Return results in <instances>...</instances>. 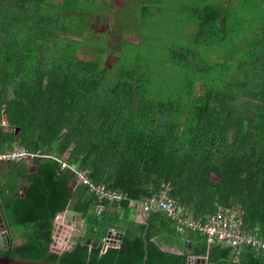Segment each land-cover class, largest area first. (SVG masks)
Segmentation results:
<instances>
[{
	"label": "trees",
	"instance_id": "obj_1",
	"mask_svg": "<svg viewBox=\"0 0 264 264\" xmlns=\"http://www.w3.org/2000/svg\"><path fill=\"white\" fill-rule=\"evenodd\" d=\"M77 9L76 0H0V119L4 114L8 124H0V150L16 141L62 157L70 145L66 161L127 196L119 207L104 202L95 215L93 195L57 160L34 155L31 172L23 171L24 159L0 160L2 218L11 235L26 238L0 246V254L62 264H200L188 263L190 254L205 256L204 264H264V250L244 247L232 260L230 248L206 246L198 234L188 235L189 252L163 250L174 244L167 232L180 235L163 215L149 213L145 223L117 216L168 181L172 197L195 215L238 204L243 227L264 237V34L246 58L224 51L209 60L188 48L169 49L166 63L181 75L166 86L161 79L160 90L135 56L119 65L123 45L112 65L99 59L106 45L90 58L79 54L69 24ZM220 10L205 3L190 15L193 45L230 35ZM105 38L93 39L91 51ZM64 208L83 228L69 250L54 252L51 221ZM108 228L122 232L120 244L98 252Z\"/></svg>",
	"mask_w": 264,
	"mask_h": 264
},
{
	"label": "rangeland",
	"instance_id": "obj_2",
	"mask_svg": "<svg viewBox=\"0 0 264 264\" xmlns=\"http://www.w3.org/2000/svg\"><path fill=\"white\" fill-rule=\"evenodd\" d=\"M205 3L221 5L220 11L227 16L226 30L230 35L224 33L223 39L213 40L211 46L205 43L193 45L194 33L188 30L192 27L190 20L193 16L190 15L197 14ZM76 6L79 9L70 13L73 19L69 23L74 35L89 43L93 39L109 36L95 40L101 46L104 44L99 49L92 52L88 45L81 48L79 54L91 57L99 54V50L105 51L107 46L109 50L99 59L103 64L112 65L120 54L118 46L123 45L126 57L119 65L124 67L134 62L132 57L135 56L138 68L139 64L143 65L141 67L150 74L151 83L160 90L161 79L166 86L172 84L175 76L181 75L166 63L169 49L188 48L209 60L222 57L224 51L235 58H246L252 52L253 40L264 34V0H76ZM76 28L82 31L74 32ZM168 74L172 78L167 81ZM212 76H215L213 72ZM209 175L213 179L218 177L215 172ZM70 213L67 208L62 209L52 220L56 226L51 230L49 245L60 252L69 250L75 236L82 232V220L77 213ZM166 234L167 239H173L176 247H182L184 243L177 235L173 232Z\"/></svg>",
	"mask_w": 264,
	"mask_h": 264
},
{
	"label": "built area",
	"instance_id": "obj_3",
	"mask_svg": "<svg viewBox=\"0 0 264 264\" xmlns=\"http://www.w3.org/2000/svg\"><path fill=\"white\" fill-rule=\"evenodd\" d=\"M0 123L3 126L8 125L4 114ZM35 154L54 158L59 162L60 168H67L70 171L74 182L86 185L93 195L92 211L95 215L105 208L104 202H111L119 207L120 202L127 196L126 192L120 188H112L102 182L92 181L85 167H75L65 159L30 151L15 143L0 150V160L24 159ZM154 212L163 215L169 221V226L178 234H198L204 237L206 246L219 244L230 248L232 260L237 259L240 250L244 247L251 248L257 254L264 250V237L259 235L255 228L243 227V211L238 204L229 206L215 204L212 213L198 216L188 210L184 204L178 203L171 195L170 183L163 181L157 192H150L139 202L138 222L145 223L148 214ZM5 230L2 228L0 232ZM111 231L114 230L108 229L99 238L98 252L104 251L106 247L118 248L121 239L118 234Z\"/></svg>",
	"mask_w": 264,
	"mask_h": 264
},
{
	"label": "crops",
	"instance_id": "obj_4",
	"mask_svg": "<svg viewBox=\"0 0 264 264\" xmlns=\"http://www.w3.org/2000/svg\"><path fill=\"white\" fill-rule=\"evenodd\" d=\"M55 1H58V0H55ZM219 5V4H218ZM219 7H221V5H219ZM77 31L79 32V31H82V30H79V28H77ZM73 36L75 37V38H77V40H79L80 42H81V48H85L86 46H88L89 45V42L87 41V40H85V39H80V36H77V35H74L73 34ZM77 36V37H76ZM88 58H90L89 56H88ZM104 61V60H103ZM102 63V62H101ZM105 63V62H104ZM106 64V63H105ZM1 120V119H0ZM1 124V123H0ZM2 125V124H1ZM4 127H6V126H4ZM11 143H15V144H18V145H20V146H22L21 144H19V143H16V141H12V142H10V144ZM9 146V145H8ZM23 148H25L24 146H22ZM5 148H7V147H5ZM5 148H3V149H5ZM26 149V148H25ZM70 149V145L67 147V149L65 150V153L63 154V156L62 157H58V155L55 153V149L54 148H51L50 150H48V151H45V152H42V153H47V154H50V155H53V156H55V157H57V158H59V159H65V160H67L66 159V153H67V151ZM28 150V149H27ZM30 151H32V150H30ZM34 151H37L38 152V150H34ZM38 153H40V152H38ZM41 154V153H40ZM35 155H39V154H35ZM32 156H34V155H32ZM32 156L31 157H28V158H24V164H23V171L24 172H31V171H33L34 170V165H33V163H32V161H31V158H32ZM54 159V158H53ZM5 161V160H4ZM69 163H71L73 166H75V167H85L86 169H87V167L86 166H83V165H78L77 163H75V162H73V161H69ZM104 185H106L104 182H102ZM16 184H18V187L19 188H23L24 186H25V184L26 183H23L22 181H18V182H16ZM106 186H108V185H106ZM108 187H112V188H119V187H113V186H108ZM121 189V188H120ZM139 202L140 201H130L128 204H127V206L126 207H124V208H122L120 211H118L117 212V216H119V218L122 220V221H128V222H130V221H133V222H138V220H139V218H140V215H139ZM65 209V208H64ZM0 211H1V209H0ZM71 215H73L74 213H70ZM70 215V216H71ZM55 216V215H54ZM79 217V216H78ZM2 220H3V218H2ZM52 220H53V218H52ZM51 224H52V227L53 228H51V230H53L54 229V226H56V224H53L52 223V221H51ZM6 230H5V232H8L9 234H11V232L10 231H8L7 230V228H6V226L4 227ZM108 229H112V228H108ZM107 229V230H108ZM112 230H114V231H118V232H121V231H119V230H117V229H112ZM122 233V232H121ZM188 235L189 234H180L179 235V237H181L180 238V241L182 242V243H184V244H182V249H184L185 251H187L186 250V242H189L190 243V241L188 240L189 238H188ZM173 240V239H172ZM206 244V243H205ZM171 247H169V246H167V245H163L162 247H163V250H167V251H171V252H179V250H181L180 248H178V247H176V244L174 245V244H172V245H170ZM190 251V250H189ZM189 251H187V252H189ZM191 255V254H190ZM193 256H199V255H193ZM201 257V256H200ZM203 257H205V256H203ZM187 258H188V256H187ZM206 259V258H205Z\"/></svg>",
	"mask_w": 264,
	"mask_h": 264
},
{
	"label": "water",
	"instance_id": "obj_5",
	"mask_svg": "<svg viewBox=\"0 0 264 264\" xmlns=\"http://www.w3.org/2000/svg\"><path fill=\"white\" fill-rule=\"evenodd\" d=\"M6 224L2 220V215L0 211V229L4 228ZM112 233L118 234V237L121 239L122 233L121 232H116V231H111ZM26 238L25 237H14L13 235L9 234L8 232L1 231L0 232V246L5 247V246H10L12 244H18L21 242H25ZM50 243V242H49ZM186 250H190V243L186 242ZM48 249L54 252H60L59 249H56V247H53L51 245H48ZM188 263H200L204 264L205 263V258L203 256L201 257H196L193 255L188 256L187 258ZM0 264H62L58 263L56 261H45L42 259H26V258H19L15 256H10L7 254H0Z\"/></svg>",
	"mask_w": 264,
	"mask_h": 264
},
{
	"label": "clouds",
	"instance_id": "obj_6",
	"mask_svg": "<svg viewBox=\"0 0 264 264\" xmlns=\"http://www.w3.org/2000/svg\"><path fill=\"white\" fill-rule=\"evenodd\" d=\"M188 256H190V255H188ZM205 258V257H204Z\"/></svg>",
	"mask_w": 264,
	"mask_h": 264
}]
</instances>
